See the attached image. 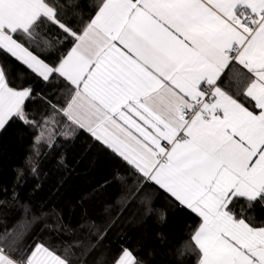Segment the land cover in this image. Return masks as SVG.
Listing matches in <instances>:
<instances>
[{"label":"snow or ice","instance_id":"obj_1","mask_svg":"<svg viewBox=\"0 0 264 264\" xmlns=\"http://www.w3.org/2000/svg\"><path fill=\"white\" fill-rule=\"evenodd\" d=\"M86 4L0 0V54L65 89L63 104L53 103L30 83L13 85L0 60V131L19 122L33 133L32 174L46 150L86 131L131 169L125 204L139 198L152 215L145 190L153 188L199 218L179 257L264 264V219L255 215L264 210V0H94L85 11ZM37 98L48 105L39 117L28 109ZM23 175L17 169L18 182ZM23 207L20 227L0 233V264H83L116 219L88 222L95 242L24 243L46 214ZM112 264L145 261L121 248Z\"/></svg>","mask_w":264,"mask_h":264},{"label":"trees","instance_id":"obj_2","mask_svg":"<svg viewBox=\"0 0 264 264\" xmlns=\"http://www.w3.org/2000/svg\"><path fill=\"white\" fill-rule=\"evenodd\" d=\"M93 2L88 0V4ZM88 4L85 11L90 10ZM0 60L10 70L13 85L30 83L41 96L53 103L60 98L59 103L63 104V83L45 85L7 54H0ZM28 109L39 117L42 112L47 113L48 105L37 98L28 103ZM32 138L33 133L19 122L0 131V233L20 227L25 219L23 205L28 204L32 212L46 215L32 225L24 243L45 240L60 245L62 241L79 239L95 242L94 235L88 236V222L103 226L116 218L98 248L80 257L83 264H97L101 256L105 264H112L121 248L131 249L145 264H195L194 255L189 253L181 258L176 251L199 224L195 214L178 209L163 191L153 188L145 190L153 200L152 215L145 214L139 198L125 204L133 183L131 169L83 130L73 139H60L55 150H46L38 172L32 174L27 164ZM17 169L24 170L19 182ZM117 173L128 179L121 181ZM14 191L17 199L12 198ZM161 211L166 213L164 220L159 219ZM255 215L264 219V210L257 208Z\"/></svg>","mask_w":264,"mask_h":264}]
</instances>
